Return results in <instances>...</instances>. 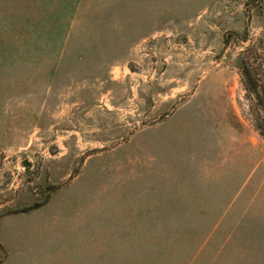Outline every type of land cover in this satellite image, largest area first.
Wrapping results in <instances>:
<instances>
[{
    "label": "rangeland",
    "instance_id": "obj_1",
    "mask_svg": "<svg viewBox=\"0 0 264 264\" xmlns=\"http://www.w3.org/2000/svg\"><path fill=\"white\" fill-rule=\"evenodd\" d=\"M250 46L264 0H0V264H264Z\"/></svg>",
    "mask_w": 264,
    "mask_h": 264
},
{
    "label": "trees",
    "instance_id": "obj_2",
    "mask_svg": "<svg viewBox=\"0 0 264 264\" xmlns=\"http://www.w3.org/2000/svg\"><path fill=\"white\" fill-rule=\"evenodd\" d=\"M239 64L245 92L255 100V108L259 111L260 120L257 127L259 134L264 138V63L262 61H252L250 46L240 53ZM40 204L34 203L31 206L16 210L15 212H26Z\"/></svg>",
    "mask_w": 264,
    "mask_h": 264
},
{
    "label": "crops",
    "instance_id": "obj_3",
    "mask_svg": "<svg viewBox=\"0 0 264 264\" xmlns=\"http://www.w3.org/2000/svg\"><path fill=\"white\" fill-rule=\"evenodd\" d=\"M70 221H71V223H72V222H73V218H72ZM74 221H76L75 224H76V226H78L79 219L76 218V220H74ZM76 228H77V227H76Z\"/></svg>",
    "mask_w": 264,
    "mask_h": 264
},
{
    "label": "water",
    "instance_id": "obj_4",
    "mask_svg": "<svg viewBox=\"0 0 264 264\" xmlns=\"http://www.w3.org/2000/svg\"><path fill=\"white\" fill-rule=\"evenodd\" d=\"M22 165L27 166L28 165V162L26 160H23L22 161Z\"/></svg>",
    "mask_w": 264,
    "mask_h": 264
}]
</instances>
